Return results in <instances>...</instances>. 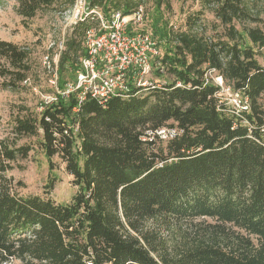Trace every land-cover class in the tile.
Returning a JSON list of instances; mask_svg holds the SVG:
<instances>
[{"label": "trees", "instance_id": "1", "mask_svg": "<svg viewBox=\"0 0 264 264\" xmlns=\"http://www.w3.org/2000/svg\"><path fill=\"white\" fill-rule=\"evenodd\" d=\"M151 1L152 13L146 0L88 4L106 15L144 6V30L160 49L152 74L164 82L103 103L82 98L81 88L63 93L88 55L85 30L95 22L80 20L63 41L54 99L39 111L22 106L12 138L0 139V264H264V18L247 0H200L179 29L164 12L172 0ZM17 2L23 23L57 3L75 4ZM206 8L221 32L207 33ZM29 58L25 45L0 39V86L24 88ZM209 74L248 97L249 111L220 102ZM164 127L177 131L163 140ZM22 137L37 138L51 169L54 156L65 163L78 189L69 202L13 191L8 172L33 149ZM199 218L214 222L174 244L161 235V224Z\"/></svg>", "mask_w": 264, "mask_h": 264}, {"label": "rangeland", "instance_id": "2", "mask_svg": "<svg viewBox=\"0 0 264 264\" xmlns=\"http://www.w3.org/2000/svg\"><path fill=\"white\" fill-rule=\"evenodd\" d=\"M249 8L253 13L264 18V2L262 0H247ZM84 2L88 4V0H75V4L81 9ZM147 9L152 13L154 11L151 0H146ZM17 0H0V39L10 40L21 45H25L30 50L29 62L32 66L28 82L24 88L17 90L4 89L0 86V139L12 138V127L15 116L20 112L22 106H27L34 111L40 110V103L54 97L53 91H57L56 85L52 82L53 72L48 69L45 63V56L49 55L54 58L58 51V46L63 42L68 34L73 31L74 7L66 9L60 4H56L54 8L43 10L23 23V17L18 14L16 7ZM172 10H165L168 21L173 22L179 29L186 28V18L192 12L202 8L200 0H172ZM204 18L207 23V33L215 34L221 32L223 26L219 23L214 13L210 9L204 10ZM146 21V19H145ZM147 24L144 22L143 27ZM255 25V23H250ZM126 42L125 47L129 48ZM262 61V58L260 59ZM210 78H214L215 82L221 84L223 80L219 76L209 74ZM149 79L156 82H164L165 78L157 79L151 74ZM0 78V82H1ZM224 86H228L224 83ZM232 92V91H231ZM231 92H221L222 98H232ZM235 106L234 101H229ZM164 132L160 134L163 140H167L176 128L164 127L158 131ZM24 142L33 145L32 151L25 159H20L14 169L8 172V176L12 178L13 191L19 195L39 194L43 197L53 198L60 203H67L77 192V187L72 183L73 176L65 169L63 163L58 156H54L53 169L50 168L49 160L43 150L37 143L36 137H22L19 143ZM54 178V179H53ZM53 179L54 184L51 188L46 184ZM214 222L211 218H199L193 223L184 222L182 227L180 224L170 222V224H161L160 232L169 244H174L176 240L183 237L182 233L190 232L196 224H206ZM154 222H150L152 226Z\"/></svg>", "mask_w": 264, "mask_h": 264}, {"label": "built area", "instance_id": "3", "mask_svg": "<svg viewBox=\"0 0 264 264\" xmlns=\"http://www.w3.org/2000/svg\"><path fill=\"white\" fill-rule=\"evenodd\" d=\"M73 7V25L86 18H91L95 24L85 30V46L88 55L81 60L83 70L78 73L77 83L69 84L68 89L63 93L67 94L71 90L81 88L82 98L88 93L103 103L112 96L125 97L135 87L154 83L149 79L152 74L151 59L160 55V49L151 31L144 30L142 25L145 22L143 5L133 13L127 14L118 10L109 15L99 8H90L86 2L81 9L77 4ZM130 25L133 33L128 30ZM174 27L176 28L177 25L174 24ZM126 42L130 44L129 48L125 47ZM63 46L64 42H61L54 58H50L49 55L45 56V63L53 72L52 82L57 90L58 60ZM219 85L221 89L217 97L220 98V102L231 105L229 101L231 103L234 101L235 106L231 105V107L238 115L249 111L248 97H243L239 91L233 90L230 86H224L223 81ZM221 92H231L232 98L223 99ZM53 99L54 97L47 101ZM176 131L173 130L172 135ZM163 132L164 130L159 134Z\"/></svg>", "mask_w": 264, "mask_h": 264}, {"label": "bare ground", "instance_id": "4", "mask_svg": "<svg viewBox=\"0 0 264 264\" xmlns=\"http://www.w3.org/2000/svg\"><path fill=\"white\" fill-rule=\"evenodd\" d=\"M219 79H221V80H222V78H221V77H219Z\"/></svg>", "mask_w": 264, "mask_h": 264}]
</instances>
